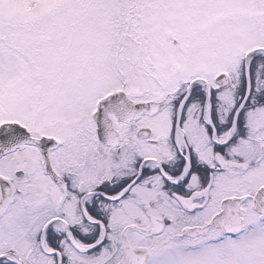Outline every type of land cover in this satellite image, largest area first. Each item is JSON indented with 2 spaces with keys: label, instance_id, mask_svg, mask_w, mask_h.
<instances>
[{
  "label": "snow or ice",
  "instance_id": "snow-or-ice-1",
  "mask_svg": "<svg viewBox=\"0 0 264 264\" xmlns=\"http://www.w3.org/2000/svg\"><path fill=\"white\" fill-rule=\"evenodd\" d=\"M0 264H264V0H0Z\"/></svg>",
  "mask_w": 264,
  "mask_h": 264
}]
</instances>
